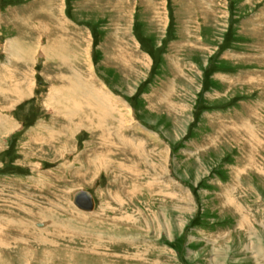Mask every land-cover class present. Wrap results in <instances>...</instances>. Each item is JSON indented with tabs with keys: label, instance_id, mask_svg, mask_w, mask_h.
Wrapping results in <instances>:
<instances>
[{
	"label": "rangeland",
	"instance_id": "374dc122",
	"mask_svg": "<svg viewBox=\"0 0 264 264\" xmlns=\"http://www.w3.org/2000/svg\"><path fill=\"white\" fill-rule=\"evenodd\" d=\"M0 228V264H264V0H0Z\"/></svg>",
	"mask_w": 264,
	"mask_h": 264
},
{
	"label": "bare ground",
	"instance_id": "6f19581e",
	"mask_svg": "<svg viewBox=\"0 0 264 264\" xmlns=\"http://www.w3.org/2000/svg\"><path fill=\"white\" fill-rule=\"evenodd\" d=\"M24 25V24H23ZM21 34V33H20ZM70 77V76H69ZM77 77V76H76ZM79 77V80L81 81V84L83 83V80H81L82 78L80 77V76H78ZM59 78H60V76H59ZM62 78V77H61ZM71 78V77H70ZM73 78V77H72ZM62 80V79H61ZM71 80V79H70ZM66 81V80H65ZM73 83V82H72ZM75 83H77L76 81H75ZM74 85V84H73ZM79 85V84H78ZM77 86V85H76ZM76 86H74V87H76ZM65 87V86H64ZM71 87V86H70ZM84 87V86H83ZM88 87V86H87ZM63 89V88H62ZM81 89V88H80ZM84 89V88H83ZM13 90V89H12ZM82 90V89H81ZM56 91V90H55ZM65 91V90H64ZM91 91V90H90ZM98 91H99V89H98ZM54 92V91H53ZM67 92V91H66ZM59 93V92H58ZM82 93V92H81ZM20 94H22V93H20ZM67 94V93H66ZM65 95V94H64ZM97 97V96H96ZM91 98V97H90ZM61 99H64V98H61ZM57 100V99H56ZM69 101V100H68ZM109 101V100H108ZM52 102V101H51ZM77 102V101H76ZM81 102V101H80ZM69 103V102H68ZM79 103V102H78ZM77 103V105H79ZM107 103V102H106ZM102 104H104V105H102ZM57 105V104H56ZM70 105L72 106V104L70 103ZM69 105V106H70ZM76 105V106H77ZM83 106H84V104H82ZM99 107H101L102 109H104L105 110V106H106V104L103 102V103H100V104H97ZM107 105H108V103H107ZM81 106V105H80ZM104 106V107H103ZM59 107V106H58ZM74 107V106H73ZM82 107V106H81ZM55 108V107H54ZM85 108V107H84ZM64 109V108H63ZM66 109H68V110H71L70 112H68V114L66 115V117H67V122H69V124H70V126L72 127V128H76V127H81L82 125L83 126H90V127H93V129H97V128H95V126L93 125V124H90V122L88 121V120H86L85 119V115H84V113H81V112H78L79 111V109H78V111H76V110H73V109H71V108H69L68 107V104H67V107H66ZM82 109V108H81ZM96 109V108H95ZM90 110V109H89ZM92 110V109H91ZM101 110V109H100ZM82 111V110H81ZM95 111V110H94ZM96 112V111H95ZM89 113V112H88ZM76 114V115H75ZM98 114V113H97ZM65 115V114H64ZM94 115H96L95 113H94ZM74 116H77L78 117V121L77 120H75L74 121V119L72 118V117H74ZM86 117H88V116H86ZM99 121V120H98ZM101 121V120H100ZM103 121V120H102ZM65 123V122H64ZM68 123H65L63 126L64 127H62V128H66V129H69V128H71L70 126H68L67 125ZM97 124H99V122L97 123ZM101 124V123H100ZM103 124V123H102ZM101 124V125H102ZM123 124V123H122ZM82 126V127H83ZM69 127V128H68ZM116 127V126H115ZM101 128H104V129H102L103 131V134L104 133H106V128L105 127H101ZM100 128V129H101ZM99 129V128H98ZM119 132V131H118ZM118 132L116 131V133L117 134H115L114 132H112L111 134H107L106 133V135L107 136H109L110 138L113 136V137H115L114 135H116V137H118L117 139H119V137H121V135L120 134H118ZM125 138V137H124ZM124 141V140H123ZM126 141V140H125ZM132 143V142H131ZM134 145V144H133ZM128 149V148H127ZM130 149V148H129ZM99 159V158H98ZM95 161V160H94ZM99 161V160H98ZM105 164V163H104ZM148 164V163H147ZM106 167V166H105ZM256 169V168H255ZM261 172V171H260ZM260 175V174H259ZM84 191V190H83ZM87 192V191H86ZM89 193V192H88ZM90 194V193H89ZM91 195V198H92V201H93V208H92V210L91 211H83V210H81V209H79L78 208V210H80V211H83V212H85V213H87V212H93L94 210H95V208H96V201H95V199H94V197H93V195L92 194H90ZM17 207V206H16ZM77 208V207H76ZM236 212H237V214H239V211H242V209L240 208V207H238V208H236ZM241 217H243L242 215H241ZM122 220H127V221H130V220H133L132 219V217H123V218H121ZM245 221V220H244ZM17 228H18V226H17ZM21 228V227H20ZM1 230H2V228H0ZM11 235V234H10ZM5 236V232H0V237L1 238H5L4 237ZM10 239V238H9ZM12 239L14 240V242H19V241H21L22 239H21V235H20V233H16L14 236H12ZM12 240V241H13ZM0 243L1 244H5L6 243V238L5 239H0ZM2 250L0 249V254H2ZM4 253V252H3Z\"/></svg>",
	"mask_w": 264,
	"mask_h": 264
},
{
	"label": "water",
	"instance_id": "95a60500",
	"mask_svg": "<svg viewBox=\"0 0 264 264\" xmlns=\"http://www.w3.org/2000/svg\"><path fill=\"white\" fill-rule=\"evenodd\" d=\"M73 204L83 211H91L93 208L91 195L83 190L75 192L73 196Z\"/></svg>",
	"mask_w": 264,
	"mask_h": 264
}]
</instances>
